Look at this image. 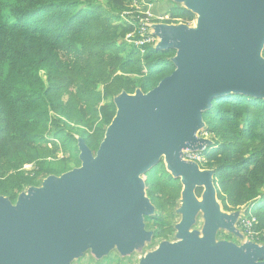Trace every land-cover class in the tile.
I'll return each instance as SVG.
<instances>
[{"label": "water", "instance_id": "1", "mask_svg": "<svg viewBox=\"0 0 264 264\" xmlns=\"http://www.w3.org/2000/svg\"><path fill=\"white\" fill-rule=\"evenodd\" d=\"M192 12L195 26L156 22L158 51L174 50L173 71L156 86L113 98L115 114L93 153L77 138L80 165L48 175L14 203L0 196V264H71L89 251L96 261L116 250L141 252L153 232L155 207L144 175L161 160L181 184L173 241L161 240L139 264H264V244L236 227L243 209L224 211L213 170L184 158L212 144L198 133L219 96L264 99V0H171ZM200 188V196L196 190ZM201 213L202 227L192 229ZM220 230L241 244L218 239Z\"/></svg>", "mask_w": 264, "mask_h": 264}, {"label": "trees", "instance_id": "2", "mask_svg": "<svg viewBox=\"0 0 264 264\" xmlns=\"http://www.w3.org/2000/svg\"><path fill=\"white\" fill-rule=\"evenodd\" d=\"M133 1L0 0V196L14 203L46 176L78 167L76 137L96 151L115 114L113 98L147 92L173 71L174 50L146 46L142 54L125 41L136 19L122 13ZM176 5L162 11L171 17L164 23L195 18ZM203 121L199 133L212 144L201 162L213 170L217 199L227 212L245 207L261 232L251 240L264 244V99L216 97ZM143 177L155 207L146 218L150 242L161 241L174 233L181 184L162 160ZM220 232L218 239L228 238Z\"/></svg>", "mask_w": 264, "mask_h": 264}, {"label": "built area", "instance_id": "3", "mask_svg": "<svg viewBox=\"0 0 264 264\" xmlns=\"http://www.w3.org/2000/svg\"><path fill=\"white\" fill-rule=\"evenodd\" d=\"M157 0H134L130 9L124 11L122 13V18L124 21H129L131 17H135L136 25L132 32L126 34L125 41L129 44H132L136 47L140 53L145 52L146 46H154L158 40V38L153 34V30L151 28L152 23H156V21L165 22L166 20H170L171 17L168 11H165L160 14H154L152 11V7ZM178 23L181 22L180 19L174 20ZM194 21H190L187 24L193 23ZM188 153H195L191 151H186L184 153V158L187 160H193L196 162L200 161V157L196 154L187 155ZM256 223L254 217L250 219H246L241 221V227L244 230L246 236L250 238V240L259 235L261 232H253L252 227L253 224ZM244 234V235H245ZM264 235V233H263Z\"/></svg>", "mask_w": 264, "mask_h": 264}, {"label": "rangeland", "instance_id": "4", "mask_svg": "<svg viewBox=\"0 0 264 264\" xmlns=\"http://www.w3.org/2000/svg\"><path fill=\"white\" fill-rule=\"evenodd\" d=\"M162 1L166 3V6L165 7H167V4L169 6H171V7L172 6H177L171 0H162ZM167 10H169V9H167ZM195 18H196V16H195ZM195 18L192 21L195 22ZM156 22H161V21H158L157 20ZM194 22L193 23H190V26H192L194 24ZM198 136H200V137H208L209 138V136L206 133H202V134L201 133H198ZM193 154H196V155H198L200 157V161H199V163H201L200 166L201 167H204L205 166L204 163L201 162L203 160L201 154L199 152H195V153H188L187 155H190L191 156ZM26 167L29 168V166H26ZM241 209H243V212L241 214V218L239 219L238 223L236 224V227L238 229H240V231L242 233H244V230L241 227V221H244V220L247 219V217L245 216L246 208L245 207H242ZM179 219H180V215L179 214H176L174 212V215L172 217L173 224H175ZM202 221H203L202 215H201V213H199L196 216V222L192 225V229L200 230L201 227H202ZM147 227H148V229H153L152 223L151 222L150 223H147ZM174 232H175V230H174ZM220 233H221V236L222 235H224V236L227 235L228 236V239H230L231 241H234L237 244H241L243 242L242 239H239L236 235H233V234H231V233H229L227 231L221 230ZM174 234L175 233L170 234L167 237V239H169V240H175ZM245 238L246 239H250L248 236H246V234H245ZM159 242H160V239L154 240L152 242H146L145 245H144V247L142 248V251L141 252H136L135 251V252H133L131 254V256L125 257V258L120 257V255L118 254V252H116V250H113V251H111L109 253V255L106 258L100 259L99 261H95V260H93L92 256L90 255V253L88 251V252L85 253V255H83L81 258H79L77 260H74L71 264H139L140 258L145 253H147V252L152 251L153 249H155L157 247V245L159 244Z\"/></svg>", "mask_w": 264, "mask_h": 264}, {"label": "crops", "instance_id": "5", "mask_svg": "<svg viewBox=\"0 0 264 264\" xmlns=\"http://www.w3.org/2000/svg\"><path fill=\"white\" fill-rule=\"evenodd\" d=\"M165 6V2H163L162 0H157L152 7V11L154 12V14H160L166 8Z\"/></svg>", "mask_w": 264, "mask_h": 264}, {"label": "flooded vegetation", "instance_id": "6", "mask_svg": "<svg viewBox=\"0 0 264 264\" xmlns=\"http://www.w3.org/2000/svg\"><path fill=\"white\" fill-rule=\"evenodd\" d=\"M200 169H207V168H204V167H202V168H200ZM145 195H146V197L149 199V197L147 196V194H146V191H145ZM179 199V198H178ZM150 200V199H149ZM178 201V200H177ZM151 202V201H150ZM152 203V202H151ZM153 204V203H152ZM146 218H149L150 219V217H144V224H145V229L146 230H151L152 232L154 231L153 229H148V227H147V223H152V225H153V222L151 221V220H146ZM221 231V230H220ZM220 231H218V233L220 232ZM175 233V232H174ZM218 233H217V236H218ZM228 234V233H227ZM152 236H153V234H152ZM221 239H227V240H230V239H228V238H221ZM164 240H168V241H173V240H169V239H164Z\"/></svg>", "mask_w": 264, "mask_h": 264}, {"label": "bare ground", "instance_id": "7", "mask_svg": "<svg viewBox=\"0 0 264 264\" xmlns=\"http://www.w3.org/2000/svg\"><path fill=\"white\" fill-rule=\"evenodd\" d=\"M194 26H195V23H194Z\"/></svg>", "mask_w": 264, "mask_h": 264}]
</instances>
